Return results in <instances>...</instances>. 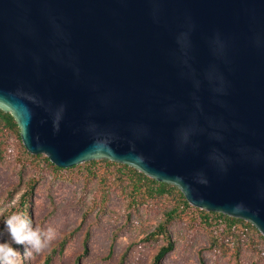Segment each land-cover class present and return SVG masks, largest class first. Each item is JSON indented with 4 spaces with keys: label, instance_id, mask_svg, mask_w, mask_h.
<instances>
[{
    "label": "water",
    "instance_id": "obj_1",
    "mask_svg": "<svg viewBox=\"0 0 264 264\" xmlns=\"http://www.w3.org/2000/svg\"><path fill=\"white\" fill-rule=\"evenodd\" d=\"M0 109L58 167L130 165L264 236V0H0Z\"/></svg>",
    "mask_w": 264,
    "mask_h": 264
},
{
    "label": "rangeland",
    "instance_id": "obj_2",
    "mask_svg": "<svg viewBox=\"0 0 264 264\" xmlns=\"http://www.w3.org/2000/svg\"><path fill=\"white\" fill-rule=\"evenodd\" d=\"M31 154L18 131L0 121V241L10 239L3 222L13 213L29 217L34 228H57L40 252L25 255V245H13L17 264L153 263L167 239L150 235L179 206L177 193L151 197L121 165L86 161L56 170L45 155ZM168 231L175 247L161 264H264L263 234L254 225L218 233L196 214L178 210Z\"/></svg>",
    "mask_w": 264,
    "mask_h": 264
},
{
    "label": "trees",
    "instance_id": "obj_3",
    "mask_svg": "<svg viewBox=\"0 0 264 264\" xmlns=\"http://www.w3.org/2000/svg\"><path fill=\"white\" fill-rule=\"evenodd\" d=\"M0 121L10 130L18 131V134L20 136V140L22 141L24 149L28 151V149L25 147L22 135H21V128L15 119V117L10 112H6L2 109H0ZM7 147V153L12 152L13 149L9 147V144ZM28 153H30L28 151ZM31 154V153H30ZM33 155V154H31ZM42 156V155H37ZM45 160L48 164H50L52 167H54L56 170H71V169H77L81 167V164L70 167V168H62L56 166L54 163L51 162V160L45 156ZM99 162H106L109 165H115L119 166L121 165L123 168L128 169L129 173L136 178V182L139 183V185L145 186L148 190L147 194L151 197H155L157 195L164 196L166 194H174L177 193L178 197L180 198V203L177 209H174L172 212H169L167 214V217L165 219V222L160 224L157 229L150 235L151 237H160L164 236L167 239V244L162 246L161 249H159L156 256L153 258L152 264H161L162 259L165 258L170 252L174 250L175 244L174 241H172L171 236L169 235L168 231V225L175 219L178 210L180 212H186L190 211L192 214H196L197 218L199 219L200 223H205L208 226H211L212 228H215L218 233H223L225 231H229V233H234L238 225H248L249 227H253L252 223L245 221L243 219L231 217L229 215L219 213V212H213V211H207L205 209H201L195 206H192L184 193L180 190L179 187L176 185L165 183L158 181L148 175H146L144 172L138 170L135 167H131L127 164H121L119 162H114L110 160H103V161H90L88 164L92 166H96ZM87 173L92 170V167L86 166ZM139 187V186H138ZM25 208H27L28 211H31L30 205H25ZM260 232V231H259ZM261 234V233H260ZM263 238L264 236L261 235ZM49 264V260L47 262Z\"/></svg>",
    "mask_w": 264,
    "mask_h": 264
},
{
    "label": "clouds",
    "instance_id": "obj_4",
    "mask_svg": "<svg viewBox=\"0 0 264 264\" xmlns=\"http://www.w3.org/2000/svg\"><path fill=\"white\" fill-rule=\"evenodd\" d=\"M3 223L10 239L0 241V264H17L19 250L13 245H25V255H31L33 251L40 252L46 248L57 236L56 227L48 226L46 230L34 228L31 219L22 213H13Z\"/></svg>",
    "mask_w": 264,
    "mask_h": 264
}]
</instances>
